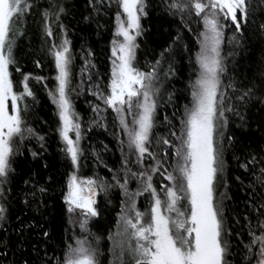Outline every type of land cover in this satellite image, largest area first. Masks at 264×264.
I'll return each mask as SVG.
<instances>
[{
  "label": "snow or ice",
  "instance_id": "6c2138e0",
  "mask_svg": "<svg viewBox=\"0 0 264 264\" xmlns=\"http://www.w3.org/2000/svg\"><path fill=\"white\" fill-rule=\"evenodd\" d=\"M88 3L97 14L105 6L104 0H88ZM112 3L119 10L112 39L108 92L102 91L99 84L94 92L116 114V123L126 137V151L125 140L119 141V167H109L94 152L97 166L104 164L112 173L111 181L98 179L95 173L92 177L80 175L81 162L86 156L81 144L82 120L69 96L73 56L70 41L64 36L66 26L60 22L66 7L62 0H48L41 14L46 37L56 35L53 24L60 29V42H54L48 49L56 70V85L49 90V96L57 108L56 131L63 144L61 151L73 169L67 177L63 199L69 215L76 217L73 223H78L81 229V234L66 244L61 256L50 257L45 253L41 264H100L103 253L99 238L93 236L89 224L99 215L98 192L107 194L111 188H118L124 197L116 230L109 233L112 264H264V146L248 155L233 152L237 167L246 172L248 180L243 184L244 177L236 176L248 195L243 213L234 215L236 224L240 225L235 233L227 220L224 203L231 197L226 191L218 192L219 188L230 187L226 151L235 141L234 135H226L230 116L238 117L243 126L245 116L240 108L253 100L264 105V72L257 83L244 84L228 76L227 60L233 53L224 55L225 42L238 46L244 27L250 18L254 20V0H161L160 6L172 16L179 15L189 31H192L190 20L194 19L199 26L193 33L198 50L192 61L195 79L189 85L191 100L178 118V129L167 115L163 121L158 119L163 60L157 59L150 71L137 67V37L144 32L141 20L149 15L150 0H108L109 7ZM35 7V0H0V232L5 234L6 225H10V206L16 199L12 189L14 161L21 152L25 133L44 147V136L25 127L26 98L34 97L29 83L31 74L22 73V91H18L11 71L15 66V71L21 72L15 58L17 38ZM229 22L234 25L230 37L227 36ZM258 27L264 31V22ZM182 40L178 32L173 44ZM168 51L165 49L163 54L165 59ZM172 74L169 64L163 76ZM43 79L35 76L37 82ZM171 101L169 94L168 103ZM101 111L100 105L93 107L97 117ZM92 124L107 128L106 124L99 125L97 119ZM158 127H165L166 134L158 135ZM32 156L36 158L39 153L34 151ZM157 175L168 182L159 190L154 182ZM24 183L33 185L22 190L27 205L47 191L31 177ZM132 183L136 185L134 189L130 187ZM141 196L148 199V207L143 211L137 207V198ZM184 201L186 204L182 205ZM241 214L246 223L239 219ZM25 227L21 222L18 229L21 237ZM8 247L9 243L0 239V251L4 255Z\"/></svg>",
  "mask_w": 264,
  "mask_h": 264
},
{
  "label": "trees",
  "instance_id": "16d2710c",
  "mask_svg": "<svg viewBox=\"0 0 264 264\" xmlns=\"http://www.w3.org/2000/svg\"><path fill=\"white\" fill-rule=\"evenodd\" d=\"M35 3L36 7L28 14L25 25L20 29L21 35L17 38L15 58L21 72H16L15 66L11 71L17 90L23 79L22 73L31 74L29 83L34 97L27 98L25 127H31L44 136V147L41 148L35 138H29L25 133L21 152L14 161L15 178L12 189L16 199L9 210L10 225H6L8 227L6 234L0 232V239L9 243L6 255L0 251V264L13 262L24 264L25 260L28 264H41L45 253L50 257L61 256L66 244L73 242L74 238L81 234L79 224L73 223L76 217L69 215L63 199L67 177L73 169L70 160H67L61 151L63 145L56 131L58 117L47 93L54 84L56 74L53 58L48 49L54 42L57 43L59 28L53 24L56 35L54 37L44 35L41 14L47 7L48 0H35ZM62 3L66 11L60 22L66 26L64 33L70 41L69 47L73 56L70 94L73 107L82 120L84 133L81 144L86 159L81 162V174L84 177H92L95 173L96 178L111 181L112 173L104 164L97 166L94 152L98 153L109 167H119L121 160L119 141L125 140L126 151V137L121 134L115 114L97 99L94 92L97 84L102 91L108 92L111 44L118 7L115 3L109 7L108 0H104L105 6L97 14L92 11L88 0H62ZM150 4L149 15L141 20L144 32L137 40L139 45L137 67L150 71L151 65L157 59L163 60L168 67L171 64L173 74L167 82L163 102L158 108V119L163 121V117L167 115L178 129V118L183 113L184 106L191 100L189 85L190 81L195 79L192 61L198 50L193 33L199 30V26L194 19L190 20L192 31H189L188 27L181 23L179 15L172 16L160 6L161 0H150ZM254 6L256 8L254 20L250 18L244 27L241 43L235 47L227 42L224 44V55L233 53L227 60L228 76L243 81L244 84L250 81L257 83L264 72V31L258 27L264 22V0H254ZM88 16L90 19L85 20L84 17ZM232 29L234 25L229 22L227 36L233 35ZM178 32L183 36V40L173 44ZM165 49H169L166 59L163 55ZM37 62L40 66H37ZM35 76L44 79L37 82ZM169 94L172 96L171 103H168ZM95 105H100L102 109L99 117L93 112ZM240 112L245 116L243 126L238 117L230 116V125L226 133L235 136L234 145L228 147L226 151L230 187L218 189V192L226 191L231 197L224 203L227 208V220L233 225L234 233L240 229L234 215L243 213L248 195L236 176L244 177L243 184H247L248 180L246 172L237 167L233 152L237 155H248L264 146V105L253 100L241 107ZM93 119H97L99 125L106 124L107 128L93 125ZM156 131L158 135L166 134L167 129L158 127ZM34 151L39 153L36 158L32 156ZM30 177L43 185L47 191L42 197H38L36 202L27 205L22 190L33 186L32 183L27 185L24 183ZM123 199L118 188L109 189L107 194L103 191L98 192L96 206L99 215L91 219L89 228L93 236L99 238V248L103 253L99 257L100 264H112L109 233L116 230ZM239 219L246 223L243 214ZM21 222L26 226L22 237L18 231ZM28 225L31 227H27ZM43 232H48L49 235L45 237ZM244 238L247 239L246 233ZM235 239L237 237L234 235L233 240Z\"/></svg>",
  "mask_w": 264,
  "mask_h": 264
},
{
  "label": "rangeland",
  "instance_id": "374dc122",
  "mask_svg": "<svg viewBox=\"0 0 264 264\" xmlns=\"http://www.w3.org/2000/svg\"><path fill=\"white\" fill-rule=\"evenodd\" d=\"M119 10V9H118ZM143 18V17H142ZM115 27H116V16H115V19H114V31H115ZM114 31H113V34H114ZM60 29L58 30V38H57V43H59L60 42ZM64 36L66 37V35H65V33H64ZM138 38L139 37H137V40H138ZM111 48H112V44H111ZM110 63H111V67H112V57H111V59H110ZM168 69V66H167V64L166 63H163L162 64V70L163 71H166ZM163 71L161 72V81L163 82L162 83V87H161V93H160V95H159V97H158V101H159V106L162 104V102H163V98H164V94H165V91H166V85H167V82H168V80L170 79V77H171V75L170 76H168L167 78H165L164 76H163ZM56 75V74H55ZM111 75V74H110ZM55 85H56V81L54 80V84H53V86L51 87V89H54V87H55ZM50 90V89H49ZM49 90L47 91V93H48V95H49ZM18 91H22V85L20 84V86H19V89H18ZM69 96H70V99H71V101H72V104H73V100H72V97H71V94H70V89H69ZM29 98V97H28ZM49 98H50V100H51V102L53 103V101H52V99H51V97L49 96ZM27 99V98H26ZM21 108L23 109V107H24V102L23 101H21ZM53 106H54V108H55V112H56V115H57V108H56V105L53 103ZM159 108V107H158ZM110 110H111V112L112 113H114L113 111H112V109L110 108ZM26 114V113H25ZM115 114V113H114ZM115 116H116V114H115ZM58 117V116H57ZM24 119H25V117H24ZM127 119H128V122L129 123H131V116H129V117H127ZM82 142V141H81ZM62 143V142H61ZM63 145V144H62ZM73 171V170H72ZM71 171V172H72ZM169 171H171V170H169ZM70 172V173H71ZM80 175H81V177H84V176H82V174H81V169H80ZM154 182H155V184H156V187L158 188V190L160 189V187H161V185H167L168 184V182L167 181H165V180H163L159 175H157L155 178H154ZM130 187L131 188H135L136 187V185H135V183H132L131 185H130ZM66 191H67V187H66ZM161 195L163 196V193H161ZM97 197H98V194H97V196H96V201H97ZM183 204H186V201H184V202H182V205ZM137 207L139 208V210H141V211H143L146 207H148V199H146V197L145 196H141V197H138L137 198ZM110 239V238H109ZM110 242H111V240H110ZM111 247V246H110ZM111 257H112V254H111ZM112 261H113V257H112ZM111 261V262H112Z\"/></svg>",
  "mask_w": 264,
  "mask_h": 264
}]
</instances>
